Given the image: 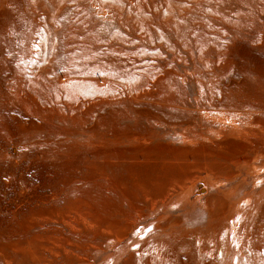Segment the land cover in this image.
<instances>
[{
    "label": "rangeland",
    "instance_id": "374dc122",
    "mask_svg": "<svg viewBox=\"0 0 264 264\" xmlns=\"http://www.w3.org/2000/svg\"><path fill=\"white\" fill-rule=\"evenodd\" d=\"M0 264H264V0H0Z\"/></svg>",
    "mask_w": 264,
    "mask_h": 264
}]
</instances>
